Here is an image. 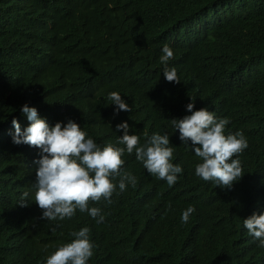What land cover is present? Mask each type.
<instances>
[{
    "label": "trees",
    "instance_id": "16d2710c",
    "mask_svg": "<svg viewBox=\"0 0 264 264\" xmlns=\"http://www.w3.org/2000/svg\"><path fill=\"white\" fill-rule=\"evenodd\" d=\"M164 45L180 84L163 76ZM114 91L131 112L117 114ZM49 97L59 101L58 122L80 117L99 143L115 144L125 121L141 144L145 132L167 134L183 173L169 187L125 153L122 171L137 183L111 204H90L103 222L77 210L33 228L40 212L13 201L33 195L40 150L13 143L12 121L24 130L25 103ZM192 102L227 118L226 135L247 138L243 178L231 189L195 175L199 158L170 122L190 115ZM189 206L195 212L182 223ZM262 213L264 0H0V264H46L84 227L94 244L88 264H264V248L243 226Z\"/></svg>",
    "mask_w": 264,
    "mask_h": 264
},
{
    "label": "clouds",
    "instance_id": "9594fccd",
    "mask_svg": "<svg viewBox=\"0 0 264 264\" xmlns=\"http://www.w3.org/2000/svg\"><path fill=\"white\" fill-rule=\"evenodd\" d=\"M173 58V49L164 45L160 57V63L164 65L163 76L169 83L180 84L176 68L168 66ZM108 99L116 106L117 114L120 111L131 112V107L118 92L109 93ZM60 109L59 101L54 97L29 101L22 108L25 129H21L17 120L12 121L15 128L13 143L40 150L39 159L34 163L33 195L29 197V192L25 191L21 201H13L15 207H35L40 212L33 228L38 226L40 219H71L77 210L87 213L97 223L103 222L101 208L90 207V204L101 201L111 204L114 194L123 193L128 185L135 187L137 183L131 172L122 171L125 153L130 155L135 152L136 159L148 173L165 180L169 187L175 185L178 176L183 173L182 166L172 162L175 148L167 134L154 133L148 137L145 132L147 142L141 144L138 135L129 134L130 125L125 121L116 126V132L123 135L115 144L99 143L88 138V133L82 128L85 122L80 117L68 118L66 124L58 122ZM186 110L191 114L170 122L179 132L182 144L191 145L199 158L195 175L217 187L231 189L243 178L242 162L238 157L248 148L247 138L243 131L226 135L225 128L230 121L227 118L218 119L206 107L195 110V103L192 102ZM116 177L119 178L118 184L114 182ZM193 212L194 206L184 210L182 223H187ZM243 226L259 242L258 246L264 248V213L244 219ZM33 228L19 224L16 227ZM52 230L55 231V228ZM71 236L74 239L50 254L46 264H88L94 255L90 229L84 227L73 231Z\"/></svg>",
    "mask_w": 264,
    "mask_h": 264
}]
</instances>
